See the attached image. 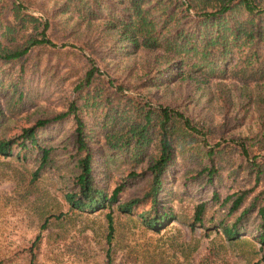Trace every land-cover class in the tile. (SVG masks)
<instances>
[{"label": "trees", "instance_id": "trees-1", "mask_svg": "<svg viewBox=\"0 0 264 264\" xmlns=\"http://www.w3.org/2000/svg\"><path fill=\"white\" fill-rule=\"evenodd\" d=\"M135 55L139 62L124 69L130 82L100 73ZM137 72L144 76L135 79ZM68 79L74 86L65 92ZM213 81L225 105L235 106L223 82L241 85V96L255 105V131L208 144L202 120L141 93L173 83L200 90ZM57 92L62 108L18 137L0 138V154L11 155L17 144V157L24 150L38 162L35 174L65 161L73 169L72 208L94 212L118 203L158 230L180 216L172 197L178 204L188 198L191 228L219 229L234 241L247 234L264 245V0H0V120ZM70 120L72 131L56 144ZM106 156L130 167L110 194ZM176 180L181 190L166 194ZM137 182L138 191L119 202L118 193Z\"/></svg>", "mask_w": 264, "mask_h": 264}, {"label": "rangeland", "instance_id": "rangeland-1", "mask_svg": "<svg viewBox=\"0 0 264 264\" xmlns=\"http://www.w3.org/2000/svg\"><path fill=\"white\" fill-rule=\"evenodd\" d=\"M28 12L43 16L37 10ZM27 26L31 25L27 23ZM60 46L57 47L74 50L71 44ZM134 57H126L121 63L109 62L100 73L117 76L120 82H130L132 78L125 77L124 69L129 63L139 62L140 56ZM74 63L79 66L81 61ZM137 73L142 76L135 79L144 76ZM174 84L167 90L145 87L141 93L156 104L173 101L187 110L192 120H202L206 143L223 142L221 139L229 140L255 131L259 121L255 105L241 96V85L237 82H223L235 106L221 102L216 94L219 88L216 81L200 90L185 83ZM73 86L70 79L66 80L64 91L72 90ZM59 92L49 99L46 93L40 98L34 97L37 102L23 111L7 112L0 120V138L18 137L23 128L31 126L37 118L60 110L62 105H58V100L63 94ZM72 127L70 120L55 143L61 144ZM14 146L11 155L0 154V264H30L32 250L34 264H108L109 258L112 264H264V245L247 234L234 241L227 239L219 229L191 228L188 198L178 204L172 197L180 216L158 230L122 212L118 203H106L94 212L74 209L67 197L73 188L70 165L62 161L60 167H47L35 174L38 162L24 150L17 157L18 145ZM59 157L66 159V155ZM104 160V173L110 176L107 191L110 194L130 167L122 157L106 156ZM181 182L171 181L165 193L170 195L171 191L181 190ZM141 185L137 182L124 187L118 193L119 202L130 199ZM109 218L112 222L110 237ZM45 219L46 227L41 229ZM38 233L41 238L33 248Z\"/></svg>", "mask_w": 264, "mask_h": 264}]
</instances>
